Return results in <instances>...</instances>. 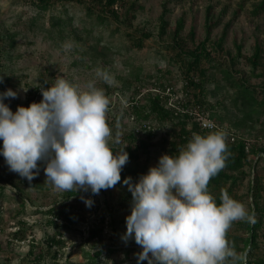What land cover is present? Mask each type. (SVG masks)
<instances>
[{"label": "rangeland", "instance_id": "1", "mask_svg": "<svg viewBox=\"0 0 264 264\" xmlns=\"http://www.w3.org/2000/svg\"><path fill=\"white\" fill-rule=\"evenodd\" d=\"M131 3H135L132 11L135 15L126 26L122 23L117 26L113 19L106 26H91L89 21H84L80 4L74 1L55 0L54 5L40 8L39 0H0V68L9 77L2 91L6 88L17 91L15 98L5 101L15 111L18 104L25 103L28 95L40 101L41 88L51 86L57 78H64L80 91L85 90L88 81H95V86L103 89L109 100L106 122L111 129L110 147L127 142L125 132L134 130V143L147 135L146 130L155 132L149 153L142 156L141 167L146 172L162 153H167L170 122L161 123L154 118L142 120L136 117L132 104L145 103L150 93L162 91L159 82L164 86L162 94L167 96L166 107L174 104L180 108L190 95L185 94L182 87L183 76L178 64L171 61L170 66L166 65L168 49L165 42L171 39L177 19H183L181 36L189 39L192 30L196 42L206 36V22H214L208 42L216 41L224 34L216 58L229 61L237 76L260 86L264 83V51L256 69L245 57L253 53L257 42L264 49V0H125V4ZM163 10L167 25L160 37L158 18ZM54 17L66 20L63 25L66 27L61 32L51 24ZM69 18L73 29H70ZM139 28L149 30L151 35L144 47L138 49L132 47L125 31ZM191 42L189 39V45ZM237 45L240 46L239 53ZM97 69L107 72L110 82L100 79L96 75ZM207 71L209 76L212 72L218 73L211 67H207ZM222 84L220 82L216 88L215 95L207 97L210 102L225 98ZM207 88L212 89L213 84L208 82ZM224 101L226 108L224 111L221 107L214 109L217 114L240 115L227 99ZM204 112L210 117V111ZM142 122L151 127L143 129ZM227 122L225 119L222 124L227 125ZM241 132L260 135L262 139L254 144L257 149H264V113L249 130ZM263 162L260 159L256 166L264 180ZM37 163L38 173L28 181L11 171L0 155V183L4 184L0 195V264H136L135 253L140 246L131 238L122 239L123 218L129 214L132 203L128 186L121 183L95 195L90 190H77L69 195L68 191L56 188L45 178L44 162ZM245 168L248 171L249 165ZM247 184L248 177H244L234 191L239 197L237 200L249 209L251 199L246 196ZM81 197L90 198L93 204L86 206ZM62 202L70 204L67 211L76 215L74 221L65 224L62 218H54L48 213L52 205L60 210ZM102 215L105 221L101 224L98 218ZM93 227L98 233L90 236L88 229ZM235 228L232 222L228 230ZM16 232L18 237L14 235ZM51 237L58 238L60 244L50 243ZM31 245L33 249L29 251ZM84 250L99 253L92 259L84 256ZM238 255L245 264L244 253ZM252 255L264 256V221Z\"/></svg>", "mask_w": 264, "mask_h": 264}, {"label": "clouds", "instance_id": "2", "mask_svg": "<svg viewBox=\"0 0 264 264\" xmlns=\"http://www.w3.org/2000/svg\"><path fill=\"white\" fill-rule=\"evenodd\" d=\"M96 75L110 82L107 72L97 69ZM41 94L39 102L18 104L13 111L5 101L17 91L0 92V155L11 171L31 181L43 161L45 178L56 188L94 195L118 182L127 185L132 203L122 239L140 246L136 264H235L242 259L226 233L233 221L255 223L254 214L226 191L219 203L208 191V181L225 164V131L193 133L176 155L162 153L135 182L127 176L122 180L127 144L119 152L109 146L104 90L88 81L80 91L61 77ZM81 198L86 206L93 204Z\"/></svg>", "mask_w": 264, "mask_h": 264}, {"label": "trees", "instance_id": "3", "mask_svg": "<svg viewBox=\"0 0 264 264\" xmlns=\"http://www.w3.org/2000/svg\"><path fill=\"white\" fill-rule=\"evenodd\" d=\"M74 1L83 10L84 21H89L91 26H106V24L111 20H115L118 24L127 25L129 19L134 17L132 12L135 8V3L129 5L125 4V0H65ZM40 8H46V6L54 5L55 0H39ZM119 3V4H118ZM119 10V11H118ZM132 12L133 14H131ZM164 10L159 16V29L158 33L162 37L166 31L167 21L164 18ZM55 19V20H54ZM207 19V17H206ZM66 20L60 17H54L51 24L58 27V31L64 30L63 26ZM70 29L71 19H68ZM214 22L208 20L206 22L207 33L204 38L198 42L194 39V32L189 31V39L192 41V45H189V39L181 36V30L183 27L182 17L178 18L175 24V28L170 36V40L165 42L168 49V55L165 56L167 60V67L170 66L169 62L178 64L182 71L183 76V89L185 94L190 95L186 97L185 101L181 103V106H193L198 105L203 110L210 111V117L217 123L222 124L225 119L228 120L226 123L232 127L235 131H247L249 130L253 123L258 121L260 116L264 113V83L260 86L250 84L247 79L242 76H237V74L232 70L229 61L226 63L221 61L220 58H216L215 53L218 49L222 47V41L224 34L221 35L216 41L211 43L208 42L209 33ZM117 26H115L117 28ZM130 28V27H129ZM125 34L131 40V45L134 48H143L146 39L151 35V32L146 29H136V30H126ZM210 46V47H209ZM237 50L239 53L240 46L237 45ZM264 51L260 43H255L254 51L251 55L246 56L245 60L256 69L261 53ZM207 67L216 68L218 73H209ZM169 70V68H166ZM9 77L4 74L0 68V92L4 89L5 84L8 82ZM213 84L212 89L207 88V83ZM220 82L225 88V98L216 99L215 103L210 102L207 97L209 95H215V90L220 86ZM47 87V85H46ZM158 87L162 88V91L150 93L145 98V103L138 104L137 102L132 104V109L136 114V117L142 120H149L154 118L159 122L164 121L170 122V128L167 129V134L170 139L167 141L168 149L167 153L170 155H176L180 148H182L187 141L191 138L193 133L206 134L210 130L201 128L198 123L191 118V116L182 112V108H177L174 104L171 107L165 106V101L167 96L162 94L164 86L162 82L158 83ZM38 90L39 88H34ZM225 99L237 108L240 115L234 114H217L214 109L226 108L224 105ZM39 102V100H34L33 95H28L26 98L24 106H27L30 102ZM227 113V112H226ZM143 129L150 128L149 124L142 122ZM147 135L145 137H139L135 141V132L131 130L125 132L128 141L124 143L112 145V150H117L118 152L123 148L124 144L125 150L128 153V164H125L121 170V179L124 177H131L132 181H136L140 174L144 173L142 169V156H147L149 153L150 146L152 145L150 140L154 135L152 129H148ZM243 133V132H242ZM165 139V138H164ZM227 144V156L225 160L224 167L208 181V191L216 199V202H220V196L223 192H227L230 196L237 199L239 198L234 188H236L244 179L248 177L247 192L246 196L251 199L249 211L254 214L255 223H250L246 220L233 221L235 224L234 231L228 230L226 233V238L230 243V246L234 248L236 253L246 254L244 261L245 264H264V256L252 255V250L257 246V237L262 227L264 221V180L260 176L259 170L257 168V163L260 159L264 160V149L261 147L257 149L255 144H251L249 149L246 150L244 140L238 138L235 141H230L226 139ZM259 153V154H258ZM249 154H252L250 157ZM249 165V170L246 171L245 166ZM264 170V162L263 167ZM1 180V177H0ZM118 185L121 183L118 182ZM4 190V184L0 183V195H2ZM69 195L75 194L73 191H68ZM70 207L69 203L62 202L61 209L56 210L57 206L52 205L48 213L54 218L60 217L66 224L68 221L72 222L76 219V215L72 214L67 209ZM110 212V211H109ZM111 213V212H110ZM99 223H104V215L100 216ZM125 222V218H123ZM240 229V230H239ZM88 233L90 236L97 235V229L89 228ZM18 237L19 233L14 234ZM50 243L60 244V240L54 237L50 238ZM104 245L102 246V248ZM33 245H31L29 251H32ZM108 249V246H106ZM84 256L89 258H94L97 256L98 252L91 253L88 250H84ZM95 261V260H93ZM147 264V261L145 262ZM159 264V262H155ZM235 264H242L240 260H237Z\"/></svg>", "mask_w": 264, "mask_h": 264}, {"label": "built area", "instance_id": "4", "mask_svg": "<svg viewBox=\"0 0 264 264\" xmlns=\"http://www.w3.org/2000/svg\"><path fill=\"white\" fill-rule=\"evenodd\" d=\"M180 108H182V112L188 113L201 128L210 131L223 130L226 132V139L230 141H235V139L238 138L244 140L246 150L249 149L251 144H254V142H258L260 139H262L258 134H256L255 136H250L249 134H246L244 132L242 133L240 131H235L229 125H223L215 122L213 119H211V117L206 116L204 110L198 105L183 107L181 106ZM209 125H213L214 127L210 128Z\"/></svg>", "mask_w": 264, "mask_h": 264}]
</instances>
